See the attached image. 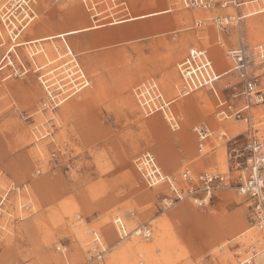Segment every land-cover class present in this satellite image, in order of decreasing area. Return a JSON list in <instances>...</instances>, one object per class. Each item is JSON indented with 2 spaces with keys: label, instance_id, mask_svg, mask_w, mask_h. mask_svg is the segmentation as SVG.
<instances>
[{
  "label": "rangeland",
  "instance_id": "obj_1",
  "mask_svg": "<svg viewBox=\"0 0 264 264\" xmlns=\"http://www.w3.org/2000/svg\"><path fill=\"white\" fill-rule=\"evenodd\" d=\"M21 3L0 0V264H85L82 229H88L86 240L90 230L97 229L109 245L103 264H228L231 245L249 225L243 198L227 190L206 207L189 200L167 207L166 188L146 186L133 164L138 154L149 150L171 174L185 167L226 171L223 141L200 156L192 131L194 124L205 121L233 136L226 121L216 116L217 99L204 90L177 98L173 107L180 128L172 131L161 114L142 113L133 89L153 78L167 97L176 98L177 64L192 46L206 49L218 72L230 68L227 51L241 37L251 46L264 43V12L222 31L209 12L184 9L178 0ZM254 5L248 3L244 10H254ZM170 6L173 10L167 9ZM161 10L165 12H154ZM135 15L139 17L111 23ZM195 19L202 24L195 25ZM23 24L27 26L13 38ZM94 25L98 27L89 28ZM131 26L133 37L126 39L123 35ZM70 29L81 30L66 40L89 86L53 110L43 109L44 92L29 54L41 50L35 60L44 63L42 67L59 66L70 56H62L66 51L60 38L55 39L59 52L47 51L50 41L12 46ZM223 59L228 61L218 65ZM225 80L235 83L237 78L230 72ZM230 122L243 129L241 122ZM188 207L192 213L185 211ZM116 215L132 230L126 237H117ZM140 225L150 227L149 237L133 230ZM117 238L120 243L112 244ZM156 247L161 249L155 252Z\"/></svg>",
  "mask_w": 264,
  "mask_h": 264
},
{
  "label": "built area",
  "instance_id": "obj_2",
  "mask_svg": "<svg viewBox=\"0 0 264 264\" xmlns=\"http://www.w3.org/2000/svg\"><path fill=\"white\" fill-rule=\"evenodd\" d=\"M178 1L184 9L209 12L210 20L222 31L264 10V2L258 5V0ZM248 3L257 5H254V10L246 12L244 9ZM226 8L232 11L223 12ZM25 15L27 17L29 13ZM202 21L195 19L194 24L201 25ZM60 39L66 47L65 40ZM67 53L72 56L68 48ZM227 54L231 67L222 72L216 70L207 50L196 46L190 47L177 64L179 97L204 90L218 101L215 113L219 121H239L243 124L240 132L242 140L235 139L237 135L228 137L226 130L212 129L205 121L192 127L196 150L200 156L214 151L218 146L217 141H223L226 171H194L185 167L178 174L167 173L149 150L138 154L133 164L146 186L153 188L156 184L165 183L167 193L164 194L163 202L167 207L182 200L206 207L219 192L227 190H233L241 196L245 202L249 225L240 232L241 240L231 245L233 254L228 264H261L264 259L261 258V253H264V43L251 46L241 37L235 46L228 49ZM75 59L76 62L70 59L73 66L66 68L69 64L64 62L59 66H50L46 71L39 65H30L44 92L43 109L53 110L89 85V77L77 56ZM21 66L22 71H28L25 65ZM230 72L237 78L235 83L225 80ZM133 95L145 116L159 113L170 130L179 129V117L173 107L177 98L166 97L155 79L150 78L135 86ZM113 222L115 230L120 233H117V237H126L128 232L121 217L116 215ZM145 227L150 230L148 225H140L142 232L139 234L148 237L150 231L147 229L144 233ZM243 232L246 234L243 235ZM89 242L86 251L90 256H87L85 264H101L109 252V245L97 231L90 233ZM138 264H142V261Z\"/></svg>",
  "mask_w": 264,
  "mask_h": 264
},
{
  "label": "bare ground",
  "instance_id": "obj_3",
  "mask_svg": "<svg viewBox=\"0 0 264 264\" xmlns=\"http://www.w3.org/2000/svg\"><path fill=\"white\" fill-rule=\"evenodd\" d=\"M20 1H22V3H21V5L20 6H22V4H25L26 3V0H19V2ZM23 10H24V13H26L27 14V11H26V9H24V7H23ZM166 11V10H165ZM261 12H264V10H262ZM148 14H150V15H152V13H148ZM148 14H146V15H148ZM143 16H145V14H143V15H140V17H143ZM139 16H130L129 18H123V19H115V20H113L112 21V24L113 23H118L119 21H124V20H126V19H136V18H138ZM27 26V24H23L22 25V28L19 30L18 29V31L19 32H17L16 34L14 33V35H13V38H16V37H18L19 35H20V33H21V31L23 30V28H25ZM93 27H98L97 25H94ZM83 30V29H82ZM79 31H81L80 29H70V30H68V31H64V32H59V33H53V34H48V35H44V36H42V37H36V38H33V39H29V40H25V41H18V42H15L14 44H13V46H12V48H15L16 46H21V45H26V47L28 48V47H31L30 45H32V44H34V45H36V43H40V44H42L41 42L42 41H50V42H48V43H46V46H47V51L48 52H51V53H53L54 51H57V52H59V46L57 45V43H56V40L55 39H57V38H63L64 40H65V43L67 44V48L69 49V51H70V54H72V56L71 57H74V54H73V50H72V48L68 45V43H67V41H66V37H70L71 35H73L74 33H77V32H79ZM62 39H60L59 40V43H60V47L62 48V41H61ZM41 52V50H39V51H34L33 53H30L29 54V58L31 59V60H33V61H35V55H37L38 53H40ZM45 54V53H44ZM65 54L66 55H62V56H66V57H68L69 56V53H67V51L65 52ZM61 56V57H62ZM226 61H228L227 59H223V60H220V61H218V65H222V62H226ZM220 62V63H219ZM69 63H71L70 61H69ZM73 64L74 63H72V66H73ZM230 129H231V131H232V134H238V132H239V127L237 126V125H232L231 127H230ZM36 137V136H35ZM42 153V152H41ZM170 204V203H169ZM23 206V205H22ZM185 211H187L188 213H192V210L188 207V208H186L185 209ZM119 217H121L120 215H119ZM124 219V218H123ZM114 224V223H113ZM106 229V231H109V228H105ZM148 228H145V230L143 231L144 233L146 232V231H148L147 230ZM87 230L88 229H82L81 230V232L79 233V237H80V241H81V243L82 244H84L86 241H88V240H86V233H87ZM133 230H139V226H136L135 228H133ZM132 231V230H131ZM131 231H127V232H131ZM150 231V234H149V236L151 235V230H149ZM137 232H140V230L139 231H137ZM134 234H136L135 232H134ZM139 236V235H138ZM148 236V237H149ZM114 238V237H113ZM123 238V237H122ZM111 241V240H110ZM120 243V240H119V238H117L116 240H114L113 242H112V244H119ZM117 245H115V247H118ZM153 245V244H152ZM151 245V246H152ZM141 247H144V246H141ZM146 247V246H145ZM147 249V248H146ZM161 248H159V247H156V248H154V251L155 252H157V251H159ZM140 250H142L143 251V248L142 249H140ZM136 251V250H135ZM153 252V251H152ZM139 253V252H138ZM151 254V253H150ZM149 255V254H148ZM90 256V255H89ZM152 257V256H151ZM141 262V261H140ZM142 264H143V262H142Z\"/></svg>",
  "mask_w": 264,
  "mask_h": 264
},
{
  "label": "crops",
  "instance_id": "obj_4",
  "mask_svg": "<svg viewBox=\"0 0 264 264\" xmlns=\"http://www.w3.org/2000/svg\"><path fill=\"white\" fill-rule=\"evenodd\" d=\"M264 1V0H263ZM172 5V4H171ZM258 5H260V3H258ZM167 9H171V10H173V8L170 6L169 8H167ZM163 10H165V9H163ZM163 10H161V11H154V12H158V13H164L165 11H163ZM150 13H153V12H150ZM145 14H147V13H145ZM135 16H138V15H135ZM127 18H129V17H127ZM120 20V19H119ZM129 20H132V19H126V20H124V21H119L118 23H123V22H127V21H129ZM112 23V22H111ZM89 28H94L93 26L92 27H89ZM89 28H83V30L82 31H84V30H87V29H89ZM116 31H115V36L114 37H116V38H118V25L116 26V29H115ZM79 32H81V31H79ZM133 32H134V30H133V26H131V27H129V29H127V32H126V34L125 35H123L124 36V38L126 37V39H129V38H132L133 37ZM78 33V32H77ZM67 41V40H66ZM68 43V42H67ZM62 45H64L63 44V42L61 43ZM72 48V47H71ZM12 49V48H11ZM10 49V50H11ZM9 50V51H10ZM65 51H67V44H66V47H65ZM57 52V51H56ZM70 59H74V61L76 62V59H75V55H74V57H71L70 56ZM70 59L67 61V62H69L70 61ZM32 61V65H34V66H38V64L36 63V60L35 61H33V60H31ZM43 61V60H42ZM44 65V63H42L41 65H39L44 71H46L47 69V67H50L51 65H49V66H46V67H42ZM90 83V82H89ZM179 83V82H178ZM178 83L177 84H175V86H174V89L175 90H177V86H178ZM89 86V85H88ZM87 86V87H88ZM159 86H160V84H159ZM86 87V88H87ZM160 88H161V86H160ZM85 89V88H84ZM83 89V90H84ZM161 90H162V88H161ZM82 91V90H81ZM80 91V92H81ZM162 92H163V90H162ZM198 92H200V91H198ZM79 93V92H78ZM77 93V94H78ZM164 93V92H163ZM76 95V94H75ZM177 95H178V93H177ZM176 95V98H181V97H179V95L177 96ZM197 95V94H196ZM167 97V96H166ZM186 97V96H185ZM169 98V97H168ZM184 98V97H183ZM70 99V98H69ZM172 99V98H171ZM194 99H197V98H195V96H194ZM68 100V99H67ZM199 100V99H198ZM66 102V101H65ZM64 103V102H63ZM62 103V104H63ZM178 116V115H177ZM226 126H227V129L229 130V132L232 134V131H231V129H230V127H231V125H237L238 127H239V132H238V134H240V132L242 131V127L240 126V124H235V123H231L230 121H226ZM178 128H180V122L178 123ZM221 130H225V129H221ZM233 136H235V135H237V134H232ZM36 138V137H35ZM225 161H226V159H225ZM225 161H224V163H225ZM162 167V166H161ZM163 169V168H162ZM164 170V169H163ZM209 170V169H208ZM165 171V170H164ZM211 171H213V170H211ZM168 173V172H167ZM165 183H161V184H156V185H154V187H157V186H161V185H163L165 188H167V186L166 185H164ZM1 204H2V202L0 203V206H1ZM121 218H122V220H123V217L121 216ZM145 228H147V227H145ZM92 231H97L98 233H100L97 229H91L90 230V233L92 232ZM152 231V230H151ZM102 236V235H101ZM89 239H90V234H89ZM229 241H230V239H228ZM89 240L87 241V247H88V245H89ZM110 248V247H109ZM87 249V248H86ZM109 251V250H108ZM86 253H87V255L89 256V254H88V252L86 251ZM103 262H104V260H103ZM103 262L101 263V264H103ZM93 264V263H92Z\"/></svg>",
  "mask_w": 264,
  "mask_h": 264
}]
</instances>
